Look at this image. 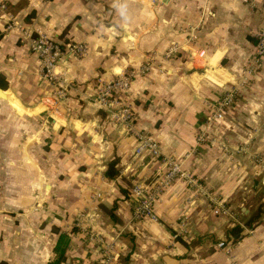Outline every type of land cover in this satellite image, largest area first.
I'll use <instances>...</instances> for the list:
<instances>
[{
  "label": "crops",
  "instance_id": "crops-1",
  "mask_svg": "<svg viewBox=\"0 0 264 264\" xmlns=\"http://www.w3.org/2000/svg\"><path fill=\"white\" fill-rule=\"evenodd\" d=\"M3 1L16 20L88 50L59 62L71 85L53 104L37 55L15 31L1 32L0 15V264L52 260L50 227L63 233L72 215L114 242L110 264H264V56L255 50L264 0ZM123 74L133 79L122 101L132 129L94 100L99 79ZM236 84L224 118L206 125ZM136 131L155 137L158 158L134 154ZM169 160L196 191L176 180L155 205L157 221L131 223V186L154 182ZM111 161L117 174L108 178ZM206 195L232 213L214 214ZM236 224L243 232L230 237ZM66 234L61 264L98 261L100 247Z\"/></svg>",
  "mask_w": 264,
  "mask_h": 264
},
{
  "label": "built area",
  "instance_id": "built-area-1",
  "mask_svg": "<svg viewBox=\"0 0 264 264\" xmlns=\"http://www.w3.org/2000/svg\"><path fill=\"white\" fill-rule=\"evenodd\" d=\"M6 10V2L0 0V15L3 14L5 16L4 26L1 32L15 31L20 41L28 43L31 51L38 57L41 75L54 85L50 96L53 104H57L67 97V91L71 85V81L67 79L65 72L57 70L58 64L65 56L74 58L84 57L88 50L87 44L73 42L61 45L52 36L35 26L34 20L26 25L16 20ZM255 47L257 58H262L264 56V29L258 32ZM176 51V47L172 46L169 54L175 53ZM132 81L131 76L124 74L109 80L99 79L95 87L94 96V100L100 108L112 110L117 107L118 110L114 113L116 120L123 123L129 122L130 129H132V115L130 110L128 106L114 97V93L119 91L123 93L128 92ZM242 81L245 83L244 80ZM239 86L240 84H236L224 92L220 100L213 106L212 114L206 119V125H210L224 118L225 112L235 102ZM204 133L199 135V140H203ZM135 134L138 139V143L134 149L136 156L141 158H158L160 156V145L155 137L139 131H136ZM179 179L186 180L189 184L195 183L194 177L182 168L180 162L169 160L167 169L161 172L160 175L158 174L154 182L150 184L143 182L134 183L131 186L129 195L132 202L131 217L137 220L149 218L157 221L158 218L155 213L157 201L173 182ZM217 203L213 212L222 216L229 215L227 207L221 201ZM88 239L101 248L98 261L93 264H110L116 258L115 244L105 240L100 233L92 232ZM218 246L224 247L225 245L223 242H219Z\"/></svg>",
  "mask_w": 264,
  "mask_h": 264
},
{
  "label": "rangeland",
  "instance_id": "rangeland-1",
  "mask_svg": "<svg viewBox=\"0 0 264 264\" xmlns=\"http://www.w3.org/2000/svg\"><path fill=\"white\" fill-rule=\"evenodd\" d=\"M251 1H253V0H251ZM127 93V92H126ZM125 93H123V92H121V91H119V92H116V93H114V97H116L119 101H123V95H124ZM237 97V96H236ZM123 103V102H122ZM126 105V104H125ZM12 106V105H11ZM118 110V108L117 107H115V108H113L112 109V111L113 112H116ZM83 167H82V165H78V166H76V168H75V171L77 172V171H79V170H81ZM195 183L193 184V183H191L190 184V186H192V188H194V190L193 191H196L195 190V188L197 187V186H199V183H198V181L195 179V181H194ZM197 192H199L198 190H197ZM207 196V195H206ZM74 197V196H73ZM75 198V197H74ZM64 199H65V196H64ZM207 199H208V203L211 205V209H212V212H213V210H214V208L217 206V202H219V200H217L215 197H213V196H207ZM67 200H69V203L73 200V198L72 197H67ZM226 207H227V209H228V214H230V213H232L231 211H230V209H229V206L225 203V202H222ZM90 210V209H89ZM131 211H132V208H131ZM93 212V211H92ZM92 212H90L89 213V215L88 216H86L87 218H90V217H93L94 216V214L92 213ZM236 212H237V215H239V211H238V209L236 210ZM214 213V212H213ZM65 214H66V216H65V218L66 219H70V217H71V213H70V210H68V206H67V210H66V212H65ZM215 214V213H214ZM217 215V214H216ZM222 216V215H221ZM226 216H228V215H226ZM76 218V216L74 217L73 215H72V217H71V222L69 223V224H67V226L64 228V229H62V231H63V233H70L71 235L73 234V235H75V234H81V236H80V238L83 240V241H90L88 238H89V235H90V233H92V232H97V229H95V228H93L92 226H91V222L90 221H88L86 224H83V225H80L79 223H78V221H75L74 219ZM129 221L131 222V223H134V222H137V221H139V220H137V219H133L132 217H131V214H130V216H129ZM78 223L77 225L75 224V223ZM245 222V221H244ZM246 223V222H245ZM59 227H56V226H51L50 227V237H53V236H55V234H56V232H58L59 231ZM100 230V229H99ZM97 233H100L101 235L103 234V235H105V236H107L108 237V235L106 234V233H104V232H97ZM102 235V236H103ZM85 239V240H84ZM90 242H92V241H90ZM111 242H113V241H111ZM113 244H114V242H113ZM116 247V246H115Z\"/></svg>",
  "mask_w": 264,
  "mask_h": 264
},
{
  "label": "trees",
  "instance_id": "trees-1",
  "mask_svg": "<svg viewBox=\"0 0 264 264\" xmlns=\"http://www.w3.org/2000/svg\"><path fill=\"white\" fill-rule=\"evenodd\" d=\"M116 174H117V171L115 169V161H111L107 166L105 176L108 178H113ZM252 220L253 219L248 220L244 226L246 228H251ZM242 232H243V227L240 224H236L229 229L228 233L230 234V237H240ZM56 234H57V242L53 248V252L55 253V256L52 260H50L46 264H61V262H64L66 259L65 252H66L70 238L66 233H62L58 231L56 232ZM223 244L225 245L224 242Z\"/></svg>",
  "mask_w": 264,
  "mask_h": 264
}]
</instances>
